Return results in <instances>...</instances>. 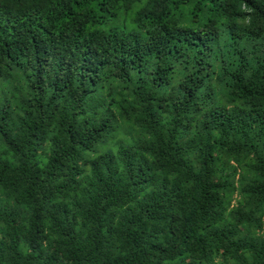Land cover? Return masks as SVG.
Instances as JSON below:
<instances>
[{"label":"trees","instance_id":"1","mask_svg":"<svg viewBox=\"0 0 264 264\" xmlns=\"http://www.w3.org/2000/svg\"><path fill=\"white\" fill-rule=\"evenodd\" d=\"M0 264H264V0H0Z\"/></svg>","mask_w":264,"mask_h":264}]
</instances>
